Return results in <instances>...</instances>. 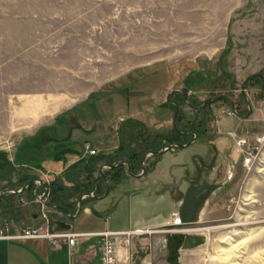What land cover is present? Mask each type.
I'll use <instances>...</instances> for the list:
<instances>
[{"label":"rangeland","instance_id":"1","mask_svg":"<svg viewBox=\"0 0 264 264\" xmlns=\"http://www.w3.org/2000/svg\"><path fill=\"white\" fill-rule=\"evenodd\" d=\"M254 74L264 76V0H0V230L49 231L59 237L14 240L45 239L52 249L73 250L57 224L71 218L55 206L76 214L83 195L104 193L95 185L100 163L128 158L135 174L147 176L143 164L148 183L118 172L113 195L127 192L140 209L121 210L111 220H141L130 230L151 233L120 246V258L264 264V172L245 167L238 149L241 138L264 136L260 78L246 87L251 114L241 94ZM184 95L197 106L214 101L196 110ZM169 96L180 101L177 126L197 130L198 139L157 155L167 147L159 135L191 138L174 131ZM44 105L53 114L35 120ZM74 141L83 153L64 160V153L75 154ZM100 143L106 149L95 147ZM51 146L55 163L46 162L51 155L39 158ZM31 177L37 184L23 189ZM41 181L49 184L47 196ZM94 199H83L80 215ZM109 214L102 213L105 222ZM187 234H204L207 243L184 250ZM225 236L231 240L223 243ZM80 238L93 239L100 264L99 238ZM235 245L240 250L225 260L220 250ZM66 255L71 264L74 256Z\"/></svg>","mask_w":264,"mask_h":264},{"label":"crops","instance_id":"2","mask_svg":"<svg viewBox=\"0 0 264 264\" xmlns=\"http://www.w3.org/2000/svg\"><path fill=\"white\" fill-rule=\"evenodd\" d=\"M62 104V103H61ZM63 105V104H62ZM50 109V110H49ZM53 107H45L41 106L36 108L35 111V120L39 119L42 114H53ZM51 111V112H49ZM80 114L82 116V111L80 110ZM40 116V117H39ZM65 129L67 127L64 124ZM98 150L106 149L105 143L95 146ZM72 151L75 154H69L66 156L64 153V160H67V157L73 156L69 161L75 162L79 159L78 154L83 153V148L78 141H74L71 144ZM57 149L49 148L43 150L44 154L40 155L39 158L47 157L51 155L46 162L53 163L54 161L51 159L53 154L57 153ZM60 150V149H59ZM43 153L42 151H40ZM172 154H166L164 157L172 158ZM55 163V162H54ZM62 165V163L60 162ZM58 167L59 165L56 164ZM62 168V166H61ZM179 172L181 171L180 166H178ZM158 174V173H157ZM147 176H131L137 179L140 183H148L149 175ZM158 177V176H157ZM156 176L153 179H158ZM124 184H121L123 186ZM110 196H107L102 199H94L92 205H88L84 213H82L75 220L64 219V222H68L72 224V228L70 230L62 229L60 230L70 232V233H83V232H96L101 231L103 229H114V230H130L132 228H136L134 226H142V221H125L121 223L120 218L112 221L117 213L121 212V210H127L130 213L138 210L136 206H133V198H130L127 195V192L120 193L117 195H113L111 190ZM86 198V197H85ZM140 202V201H139ZM135 203V202H134ZM96 205L94 209L93 206ZM109 214V221L105 222V217L102 216V213ZM114 212V213H113ZM115 214V215H113ZM37 218V216H34ZM158 220V219H156ZM93 239L87 240L85 238H79L77 240L76 245L73 250L68 247L67 244L64 246H57L55 248H51L50 242L45 239H34V240H14V239H4L0 240V264H67V258L64 259V254H71L74 256V261L71 264H98L99 260V248L96 247V244L90 242ZM95 240V239H94ZM96 241V240H95ZM25 244V245H23ZM201 247V246H200ZM199 248V247H198ZM71 249V250H70ZM67 257V255H66Z\"/></svg>","mask_w":264,"mask_h":264},{"label":"built area","instance_id":"3","mask_svg":"<svg viewBox=\"0 0 264 264\" xmlns=\"http://www.w3.org/2000/svg\"><path fill=\"white\" fill-rule=\"evenodd\" d=\"M264 145L263 135H258L254 140H249L248 138H241L238 141L239 152L243 155V165L250 170L258 169L262 170V165L264 164V157H258L259 146ZM94 153V151H92ZM44 201V199L41 197ZM138 229L135 230H123V231H113L111 229H105L101 232H90L86 234V237L99 238L100 241V264H131L132 255L126 253L123 258L119 257L118 249L120 246L129 247L131 246L132 239L135 236H141L144 234H137ZM89 235V236H88ZM62 236L68 238V243L70 246H75L77 239L84 237L82 233H64ZM59 235H54L52 233L44 232L41 233L40 229H29L24 230L19 235H6L0 230V240L4 239H29V238H47L55 239ZM52 241V240H51Z\"/></svg>","mask_w":264,"mask_h":264},{"label":"flooded vegetation","instance_id":"4","mask_svg":"<svg viewBox=\"0 0 264 264\" xmlns=\"http://www.w3.org/2000/svg\"><path fill=\"white\" fill-rule=\"evenodd\" d=\"M174 94H175V96L182 97V94L180 92H174ZM241 94H242L243 98L247 101V103H246L247 107H248V113L247 114H249V113L251 114V112H253V110H252V107L250 105V100L247 96L246 90H245V93L243 92V90H241ZM183 97H184V101L186 103H188L191 108L196 109V110H199V109L205 110L208 108L209 103L212 102V101L211 102L208 101V102H205V104L203 106H197V105H194L193 103H191L187 96L184 95ZM226 101H228V100H226ZM168 102L170 105H173L175 107V114H174L175 119H174V126H173L174 131L179 136H181L183 138H186L188 136H191V138L188 141H184V140L182 141L181 139H176L173 136H160L159 135L158 139L161 140L162 142L166 143L167 147L164 150H166L171 145L174 146V148L175 147L187 148V147L191 146V144H190L191 142L193 143L195 140L198 139L197 134H199V133L195 129H181L179 126H177V119L179 116V109H180V105H179L180 101L177 98H172L171 96H169ZM240 115L242 117H246L245 114L244 115L240 114ZM176 144H179L180 146H176ZM164 150H161V151H164ZM156 152H159V151H156ZM144 160L145 159L143 158V161ZM141 169H142V173L144 175H146L147 169L143 167V164L141 165ZM118 172H123L126 175L128 174V175H131L134 177L141 176L139 174L134 173V167H133L132 161L128 158L121 159L118 162H116L114 160H109V159L106 161H103L100 163V165L97 168V174H96V180H95V185L97 188H100L101 186L103 187V190H104L103 195L106 193L108 187L110 188V192H111L112 185H113L112 179ZM37 180H38V178L37 179H34V178L30 179V181L28 183L24 184L23 189H28L32 185L37 184L36 183ZM40 185L44 189L45 196H47L49 191H50V187L44 181H41ZM23 189L20 191H23ZM11 190H13V189H11ZM11 190L8 188L7 190L3 191V193L1 195L6 196V195H8V193H10L8 191H11ZM16 192L17 191H14L12 193H16ZM48 204H49V202H48ZM50 204L53 205V203H50ZM78 205H79V201H78Z\"/></svg>","mask_w":264,"mask_h":264},{"label":"water","instance_id":"5","mask_svg":"<svg viewBox=\"0 0 264 264\" xmlns=\"http://www.w3.org/2000/svg\"><path fill=\"white\" fill-rule=\"evenodd\" d=\"M255 78H260L263 84V88H264V76L261 74H254L251 77H249L242 85V90L245 93L246 90V86L247 84L252 81ZM217 100H228L231 102V104L234 106V103L226 96H219L216 98ZM211 101H214L213 99ZM252 113V112H251ZM192 143V142H191ZM190 143V144H191ZM176 146H180L179 144H176ZM174 149V146H169L166 150L164 151H159V152H154L157 155H162L170 150ZM110 193V188L108 187L106 193L103 196H95L92 193H87L85 195H83L78 201H79V211L76 214H73L70 210H68L65 207L62 206H55V205H51V206H55L56 208L60 209L61 211H63L65 214H67L71 220H75L76 218H78L80 216L81 210H82V202L83 199L85 197H93L95 199H102L105 198L106 196H108V194ZM57 224L62 228V229H66V230H70L72 228V224L68 223V222H64L62 220H57ZM207 242V236L204 234H187L184 238L183 244H182V249L186 250V249H196L202 245H204Z\"/></svg>","mask_w":264,"mask_h":264},{"label":"bare ground","instance_id":"6","mask_svg":"<svg viewBox=\"0 0 264 264\" xmlns=\"http://www.w3.org/2000/svg\"><path fill=\"white\" fill-rule=\"evenodd\" d=\"M263 141H264V136H263ZM258 150H259V148H258ZM261 171L264 172V167H263V169ZM253 202H254V200H253ZM62 232L70 233V232H66V231H62ZM88 233H90V232H83L82 234L84 235V237H86L87 236L86 234H88ZM146 233H151V229L147 230V229H143V228H138L137 234L141 235V234H146ZM230 240H231L230 236H225V237H223L221 242L224 243V242H228ZM238 250H240L239 246L235 245V246H232L230 249H224L223 248V249L220 250V252H224V253L226 252L224 254L225 255V260H230V258L232 257V255H234L235 252L238 253ZM220 256H222V254ZM234 264H240V263H234Z\"/></svg>","mask_w":264,"mask_h":264},{"label":"trees","instance_id":"7","mask_svg":"<svg viewBox=\"0 0 264 264\" xmlns=\"http://www.w3.org/2000/svg\"><path fill=\"white\" fill-rule=\"evenodd\" d=\"M157 137V136H156ZM37 179L38 177H31V178H29L27 181H26V183H28L29 181H30V179ZM33 186V185H32ZM48 186H49V184H48ZM88 192V191H87ZM84 193V192H83ZM10 196V194L9 195H6V196H3V197H9ZM59 206H62V205H59ZM64 207V206H63ZM65 208H68L71 212H72V210H71V208H69V207H66L65 206Z\"/></svg>","mask_w":264,"mask_h":264}]
</instances>
